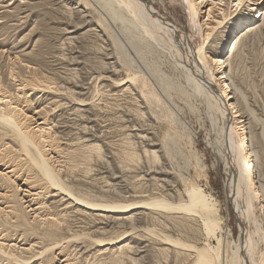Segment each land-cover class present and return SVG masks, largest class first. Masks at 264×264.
<instances>
[{
    "label": "rangeland",
    "instance_id": "rangeland-1",
    "mask_svg": "<svg viewBox=\"0 0 264 264\" xmlns=\"http://www.w3.org/2000/svg\"><path fill=\"white\" fill-rule=\"evenodd\" d=\"M101 1L0 0V81L12 103L1 106L0 115L25 132L42 122L37 148L62 187L48 180L0 119V264H195V249L172 239L219 251L217 264H232L243 237L227 190L218 111L189 81L176 52L127 33ZM144 1L183 40L204 43L210 73L216 72L212 58L226 45L264 189V6L252 29L222 42L235 13L260 0H245L238 11L233 0H215L197 34L184 0ZM192 186L217 203L220 222L212 232L186 211H91L67 195L102 205L175 204L187 200ZM111 240L120 241L107 245ZM255 240L256 262L264 264V238Z\"/></svg>",
    "mask_w": 264,
    "mask_h": 264
},
{
    "label": "bare ground",
    "instance_id": "bare-ground-1",
    "mask_svg": "<svg viewBox=\"0 0 264 264\" xmlns=\"http://www.w3.org/2000/svg\"><path fill=\"white\" fill-rule=\"evenodd\" d=\"M184 1L190 10V24L195 32L199 22H202V13L207 12L208 16L211 15V12L213 11L212 4H214L215 0ZM101 2H103L105 8L108 9L110 15L116 21H121L123 23L127 33L134 32V34H143V36L151 38L155 44L167 45L168 47L166 50L169 49L168 51L172 52V54L173 52H176L174 55H177L179 58L177 57L176 59L173 55L172 57L176 59L175 61H178V64L188 74L187 77L189 81L192 84H195L194 86H196V90L205 93L212 102L211 104H213V108L217 109H215L218 111L216 114L218 113L219 116L216 120L224 125L223 137L226 140L225 148L222 152L223 158L226 160V164L230 168L227 190L229 196L232 198L231 203L236 209V218L241 229V236L243 237L242 242L235 246L236 248L233 251L234 257L231 262L232 264H257L255 258L257 246L255 237H258L257 241H259V239L261 241V238H264V189L260 182V176H258V162L246 131V124L242 117L243 113H241L238 108V102L235 100L236 95L234 94L235 92L232 88V83L230 82L228 65L226 63V57H228V51L225 53L226 45L224 44V48L222 50L219 49L216 56L212 58V66L216 68V72L210 73L209 65L207 66L204 61L206 57L204 43L200 39H193L190 42L183 40L176 33L173 26H171L162 16L158 15L152 5L147 4L144 0H102ZM233 2L235 3L234 6L236 7V11H238V8L240 7L243 8L246 3L245 0H233ZM256 4L257 6L253 5L254 8L249 6L248 11L235 13V17L230 20V27L223 34L222 42L224 40H229L230 35L235 37L236 34H240L242 31L250 28L259 21L258 18L263 15V10L261 8L264 6V0H260V2ZM206 6H209V8L204 11L203 8ZM204 21L205 20H203V22ZM252 28L253 27H251V29ZM196 32L198 33V31ZM142 42L143 41L140 40L139 45H143ZM134 43H132V45ZM135 45H137V43ZM1 57H5V53H0V58ZM1 85L2 82L0 81V107L7 106L9 108L12 103L10 100H5L8 96H6V92L3 91ZM0 119L6 124L3 128L5 126L9 127L17 135L18 139L21 140V145L41 167L48 180L53 185L61 187L52 173L50 166L47 164L43 153L37 148L36 135L39 133L38 136H42L41 133L43 132L44 135L45 132L42 127V122L36 124L35 127L37 129H34L35 131L25 132L13 118L0 115ZM34 147L36 153L34 152L35 150H32ZM187 191V200L175 204L169 202L167 199H156L146 202H134L126 205L123 203L116 205H102L101 203H94L73 196L70 191H68L70 193H67V195L69 194V198H73L78 206L91 211L120 212L125 214L134 210L146 208L145 206L186 211V213L188 212L192 215L196 214L197 216H200L205 228L209 232H212L220 222L217 203H215L211 197L209 199V196L205 194L206 192L204 193V191L198 186H192ZM254 205L257 206L260 211L261 220L256 216ZM251 224H253V230L250 228ZM119 241L120 240H111L106 244L114 245ZM170 242L179 245L180 247H184L185 249L191 250L193 248V251L195 249V252H197L195 264L221 263L219 251H208L205 248H197L191 245L188 246L185 245L186 243H181L176 239H172ZM262 255L264 262V254Z\"/></svg>",
    "mask_w": 264,
    "mask_h": 264
}]
</instances>
